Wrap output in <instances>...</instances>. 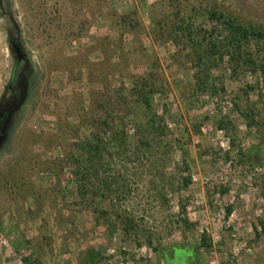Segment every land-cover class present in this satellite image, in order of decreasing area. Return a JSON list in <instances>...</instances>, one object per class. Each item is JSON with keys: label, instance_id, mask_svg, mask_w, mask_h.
Wrapping results in <instances>:
<instances>
[{"label": "rangeland", "instance_id": "obj_1", "mask_svg": "<svg viewBox=\"0 0 264 264\" xmlns=\"http://www.w3.org/2000/svg\"><path fill=\"white\" fill-rule=\"evenodd\" d=\"M57 1L0 0V103L8 106L9 100L19 104L22 91L25 94L0 151V176H12L8 193L0 191V264H25L24 259L33 250L38 251L40 264H79V255L89 248L102 255L101 264H164L143 237L126 235L121 229L111 234L94 210L75 204L77 187L72 165L48 172L50 163L63 158L61 147L51 142L57 129L55 113L62 106L58 99L79 92L86 106L90 102L83 86L86 72L77 71L72 79L60 69L65 57L95 45L102 37L120 39L122 31L111 16L113 11L120 14L137 10L148 26L152 8L162 0H105L104 4L89 0L83 13L65 7L56 10ZM216 1L243 20L264 25V0ZM43 18L53 21L47 28L53 32L44 33L45 29L39 27ZM84 19L91 20L89 31L67 38L70 29L78 33ZM121 40L127 51L134 42L143 44L159 61L170 87L166 95L155 97L154 109L165 114L173 138L186 129V137L191 138L186 147L188 155L183 158L177 152L166 166V174L174 176L177 183L178 164L184 160L189 171L183 176L192 177V184L172 194L166 205L152 191L150 177L143 175L139 184L132 181L133 193L122 206L147 231L156 232V245L162 248L181 242L200 244L207 236L209 248L201 251L203 264H264V160L242 162L238 155L240 149L254 146L264 153V81L259 75H234L229 68L215 69L211 79L219 90L213 96L198 90L197 69L190 64L179 68L172 62L176 49L171 42L128 33ZM15 44L26 56L21 62ZM90 58L98 62L102 57L95 52ZM119 60L114 58V62ZM129 60L133 63L128 72L109 75L112 86L131 88L136 81L133 76L142 73L144 56H130ZM248 86L255 89L246 94ZM234 100L249 118L237 111ZM222 118L231 122L227 132L217 127ZM251 119L259 123L258 127L249 126ZM195 125H201L198 135L194 134ZM129 131L133 133L132 124ZM90 132L82 128L80 139H88ZM233 139L236 147L231 149ZM181 204L186 206V218L192 226L171 230L179 220Z\"/></svg>", "mask_w": 264, "mask_h": 264}, {"label": "trees", "instance_id": "obj_2", "mask_svg": "<svg viewBox=\"0 0 264 264\" xmlns=\"http://www.w3.org/2000/svg\"><path fill=\"white\" fill-rule=\"evenodd\" d=\"M97 2L104 4L105 0ZM88 3L89 0H58L56 10L65 7L68 11L83 13ZM93 15L94 18L96 13ZM111 16L120 27L122 36L128 33L136 38L145 36L156 42H171L176 49L171 55L172 62L179 68L184 69L190 64L197 69L195 84L199 91L210 92L215 96L219 89L212 81L211 73L223 67L229 68L234 75H259L264 81V25L243 20L216 0H162L152 8L148 26L137 10L120 14L113 11ZM52 23L51 19L43 18L39 27L45 29L44 33L51 32V28H47ZM90 25L91 20L84 19L79 24L78 33L70 29L67 38L85 35ZM122 36L120 39L102 37L89 48L73 51L60 65V69L72 79L77 71L86 72L87 78L83 86L89 93L90 102L86 106L84 96L79 92L65 99H58L62 106L55 113L57 129L52 134L51 142L61 147L63 158L50 163L48 172L53 169L62 171L72 165L77 187L75 204L82 209L94 210L99 222L111 234L121 229L126 235L143 237L145 244L159 255L164 264H203L201 251L209 248L207 236L202 237L200 244L181 242L162 248L156 245L159 242L156 232L147 231L122 206L133 193L132 181L139 184L143 175L150 177L152 191L166 205L170 204L169 197L172 194L192 184L190 175L183 176L189 171L184 160L178 164L180 176L177 183L174 176L168 177L166 174V166L174 160L177 152L183 158L188 155L186 147L191 138L186 137L188 129L173 138L165 114L160 115L154 109L155 97L166 95L170 87L161 72V65L149 55L150 50L139 42L132 43L131 49L127 51L122 43ZM95 52L102 57L98 62H92L90 58ZM140 54L146 59V64L141 74L133 76L136 80L134 85L131 88L124 85L112 86L107 80L109 75L128 72L133 63L129 62V57L135 58ZM116 57L120 58L119 62H114ZM16 71L17 65L13 76ZM254 89V86H248L245 93ZM234 106L247 116L236 100ZM6 118L7 116L0 118V137ZM74 119H78V122L73 124ZM130 124L133 127L132 134L129 131ZM258 125V122L251 119L250 127ZM217 127L227 132L231 128V122L222 118ZM82 128L91 130L88 139H80L79 132ZM193 128L194 134L201 133V125ZM230 145L231 149L236 147L234 139ZM228 155L230 152L227 157ZM238 155L242 162L244 159L257 162L264 160V153L259 146L248 150L240 149ZM11 179V174L0 176V191L8 193L7 186ZM107 203L109 206L106 207ZM178 218L170 226L171 230L188 229L192 226L186 218L184 204L180 205ZM1 220L0 216V231L3 225ZM38 254V251L33 250L24 259L25 264H40ZM101 263L102 255L93 249L89 248L79 255V264Z\"/></svg>", "mask_w": 264, "mask_h": 264}, {"label": "water", "instance_id": "obj_3", "mask_svg": "<svg viewBox=\"0 0 264 264\" xmlns=\"http://www.w3.org/2000/svg\"><path fill=\"white\" fill-rule=\"evenodd\" d=\"M20 37V36H19ZM21 48L17 47L15 49V51L17 52V58H18V62H21L22 60H24L26 58V56L24 54H21ZM24 78H22V83H24V85L26 87H28L27 84H25L24 82ZM5 100V98H4ZM9 104L8 106H6L3 102L0 103V118H3L4 114L8 108L11 110V112L8 113V116L6 118L3 130H2V136L0 137V151L2 149L3 144L8 140L9 137V131L11 128V124L14 120V116L15 114L21 109L22 105L24 104L25 101V94L24 91H22L21 97L19 99V104H17L16 102H10L9 100H6ZM8 107V108H7ZM5 111V112H4Z\"/></svg>", "mask_w": 264, "mask_h": 264}, {"label": "flooded vegetation", "instance_id": "obj_4", "mask_svg": "<svg viewBox=\"0 0 264 264\" xmlns=\"http://www.w3.org/2000/svg\"><path fill=\"white\" fill-rule=\"evenodd\" d=\"M14 47H15V49H16L18 46L15 44V45H14ZM16 53H17V52H16ZM5 111H6V112H9V111H10V109L8 108V109H7V110H5ZM5 111H4V112H5ZM6 112H5V113H6ZM5 113H3V114H4L3 116H5V117H6V114H5Z\"/></svg>", "mask_w": 264, "mask_h": 264}]
</instances>
